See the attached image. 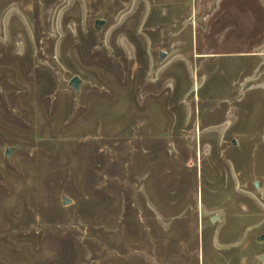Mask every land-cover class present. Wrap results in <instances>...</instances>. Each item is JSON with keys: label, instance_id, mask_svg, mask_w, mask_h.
Instances as JSON below:
<instances>
[{"label": "rangeland", "instance_id": "374dc122", "mask_svg": "<svg viewBox=\"0 0 264 264\" xmlns=\"http://www.w3.org/2000/svg\"><path fill=\"white\" fill-rule=\"evenodd\" d=\"M242 3L0 0V264H264Z\"/></svg>", "mask_w": 264, "mask_h": 264}, {"label": "crops", "instance_id": "0c3cea01", "mask_svg": "<svg viewBox=\"0 0 264 264\" xmlns=\"http://www.w3.org/2000/svg\"><path fill=\"white\" fill-rule=\"evenodd\" d=\"M229 1L233 3H238V5L241 2H243L242 5L247 8V12H248L247 16H249L251 20L250 22L255 26H258V28L259 27L264 28V0H229ZM262 41L263 40H259L258 42H256L253 49L254 51H252V52H256V55H259V57L256 59L257 61L255 62V64L260 60L259 58H261V56L264 59V41L263 42Z\"/></svg>", "mask_w": 264, "mask_h": 264}, {"label": "water", "instance_id": "95a60500", "mask_svg": "<svg viewBox=\"0 0 264 264\" xmlns=\"http://www.w3.org/2000/svg\"><path fill=\"white\" fill-rule=\"evenodd\" d=\"M101 22H100V20H97L96 21V25H99ZM164 54H163V52H161V56H163ZM76 83H77V79L75 78V76H72V78H71V84L72 85H76ZM9 148H7L6 149V152H7V150H8ZM216 216L214 215L213 217H212V220H214V218H215ZM261 236H263V235H261ZM260 236V237H261Z\"/></svg>", "mask_w": 264, "mask_h": 264}]
</instances>
